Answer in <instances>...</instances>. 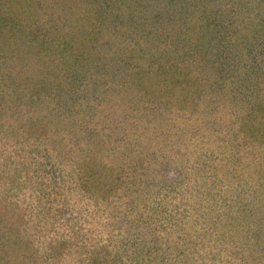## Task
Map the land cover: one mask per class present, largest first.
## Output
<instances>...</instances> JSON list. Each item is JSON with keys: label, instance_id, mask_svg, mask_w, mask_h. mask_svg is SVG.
<instances>
[{"label": "trees", "instance_id": "1", "mask_svg": "<svg viewBox=\"0 0 264 264\" xmlns=\"http://www.w3.org/2000/svg\"><path fill=\"white\" fill-rule=\"evenodd\" d=\"M0 264H264V0H0Z\"/></svg>", "mask_w": 264, "mask_h": 264}]
</instances>
